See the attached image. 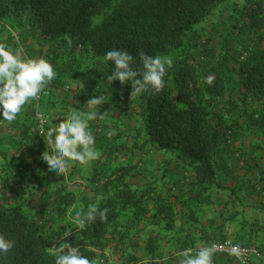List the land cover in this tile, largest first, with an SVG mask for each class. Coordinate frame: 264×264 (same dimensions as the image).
I'll use <instances>...</instances> for the list:
<instances>
[{
  "label": "trees",
  "instance_id": "1",
  "mask_svg": "<svg viewBox=\"0 0 264 264\" xmlns=\"http://www.w3.org/2000/svg\"><path fill=\"white\" fill-rule=\"evenodd\" d=\"M227 1L0 0V21L13 16L33 21L42 39L38 56L57 73L50 87H73L83 95L87 81L96 79L102 93L128 117L125 129H119L113 118L88 122L96 149L103 151L86 165L83 183L77 178L82 165L73 163L61 176L50 172L41 159L45 150L51 151L44 136L34 130L35 122L21 126L18 149L23 150L24 163L13 167L11 160H5L0 167V233L15 241L8 253H0V264H55L53 252L65 229L72 230L68 241L92 261L103 257L109 264L110 251L117 256L115 264H166L157 257L161 240L183 231L193 218L205 229L195 217L197 206L183 202L178 210L175 203L157 195L156 181L128 182V176L139 173V164L119 157L151 151L161 154L165 165L181 164V179L191 177L183 185L201 199L219 188L215 158L220 143L229 144L237 133L264 134V0H243L233 6L228 25L218 28L222 35L218 52L206 32H197ZM1 32L2 26L0 42ZM111 49L128 51L134 68L140 64L141 49L148 55L171 57L163 90L130 97V83L116 80L110 85L105 76L114 65L104 60V54ZM209 76L211 85L204 82ZM131 98L134 104L128 103ZM122 103L128 104L121 107ZM60 119H52L49 126ZM18 123L17 117L10 125ZM109 130L116 133L111 138ZM110 162L115 165L106 169ZM98 189L104 191L98 194ZM93 203L109 209L107 219L97 218L78 229L69 213L86 211ZM146 222L156 229L147 231ZM232 241L245 245L241 239ZM141 243L147 259L139 254ZM188 243L194 246V241Z\"/></svg>",
  "mask_w": 264,
  "mask_h": 264
},
{
  "label": "crops",
  "instance_id": "2",
  "mask_svg": "<svg viewBox=\"0 0 264 264\" xmlns=\"http://www.w3.org/2000/svg\"><path fill=\"white\" fill-rule=\"evenodd\" d=\"M32 23L33 21L27 16H13L0 21L1 42L7 43L13 49L23 46L27 58L39 57L38 48L42 39ZM67 87L57 88L48 85L45 89L48 95L39 101L33 100L25 105L19 114L20 117L18 115L20 123L16 126H11L0 116V167L5 160H11L13 167L24 163V158L21 157L23 150L18 149V140L22 133L21 126L34 123L35 114L38 111L50 113L53 119L60 116L66 119L73 111H87L84 103L88 98L102 95L107 98L99 109L101 113H104L103 119L113 118L114 120L115 115L120 116V106L114 102L115 100L108 98L105 92L102 93V86L98 80H88L87 87L83 89V95H80V92L73 87H68L69 89ZM132 101L131 98L128 103L134 104L135 100ZM128 103H122L121 107H126ZM97 150L103 151V149ZM119 159L139 164V173L128 176V182L142 185L156 181L157 195L168 198L175 203L178 210L181 209L183 202L186 203L185 206L199 208L196 210L195 217L200 219L205 229L198 227L193 218L194 222L187 223L183 231L176 235L170 233L160 241L157 257L166 264H178V253L183 249L200 247L210 240L220 238L241 239L243 244L258 248L260 257L253 258V264H264V134L257 130L245 136L237 133L229 144L220 143L215 158L219 188L201 199L195 198L194 193L189 189L186 190V186L183 185L185 182L188 183L191 177L185 178L184 181L181 179L183 171L181 164L170 161L165 165L161 154L151 151L143 153L133 151ZM114 165V162H110L106 169ZM86 167L82 166L77 175L78 181L82 183L85 182L87 175ZM106 169L104 168L108 172ZM81 188V191L85 193L86 188ZM103 191L98 189L97 193L100 194ZM180 216L178 215V219ZM211 221L212 223L209 224ZM149 224L150 222L145 223L147 231L156 229ZM204 231L206 234H203ZM189 239L194 241V246L188 245ZM182 245L187 247L181 248ZM140 249L139 254L147 259L142 243ZM214 264L238 263L227 256L215 255Z\"/></svg>",
  "mask_w": 264,
  "mask_h": 264
},
{
  "label": "clouds",
  "instance_id": "3",
  "mask_svg": "<svg viewBox=\"0 0 264 264\" xmlns=\"http://www.w3.org/2000/svg\"><path fill=\"white\" fill-rule=\"evenodd\" d=\"M70 44L71 39L65 37ZM105 61H111L114 70L106 74L105 78L111 85L118 80L121 85L130 83V97L151 91L155 95L165 86L164 77L167 69L173 65L171 57L152 56L139 51L140 64L133 67L134 57L126 50L111 49L104 54ZM57 73L54 66L45 58H27L23 46L15 49L7 43L0 42V116L9 123L14 122L25 105L38 99L39 94L51 84ZM204 82L213 83L211 76ZM81 87H83L81 83ZM105 102L103 96H93L85 101L87 111H73L66 119L51 124L45 132L44 143L51 151L45 150L41 159L46 162L48 170L57 176L68 173L73 163L86 166L101 157L96 149L95 137L89 130V121L103 119L104 113L100 107ZM115 130H109L107 136H114ZM109 209L99 208L98 204H90L86 211H77L70 217L71 223L78 229H85L86 224L94 223L97 218L107 219ZM71 229H65L62 242L54 249L55 264H95L83 255L78 247H74L68 237ZM15 245V241L0 233V253H8ZM217 244L200 246L195 252L186 248L178 253V264H214V257L222 251ZM228 255L235 257L240 264H246L245 252L239 244L228 242Z\"/></svg>",
  "mask_w": 264,
  "mask_h": 264
},
{
  "label": "rangeland",
  "instance_id": "4",
  "mask_svg": "<svg viewBox=\"0 0 264 264\" xmlns=\"http://www.w3.org/2000/svg\"><path fill=\"white\" fill-rule=\"evenodd\" d=\"M240 3V5L243 3V0H228L225 5H220L214 15L210 16L207 20H205L200 27L197 29V32L201 35L209 36L210 40L209 43L211 44L212 48L218 52L222 47V35L219 33L220 27H226L231 19L232 14V8L235 4ZM206 32V33H205ZM237 34V33H236ZM230 44L234 43V40L231 38L227 39ZM115 120L120 126L119 129L124 128L122 125L125 124V121H127L128 117L124 115V113H120V116L115 115ZM74 213L73 210L69 213V218L73 217ZM107 254V262L109 264H115L116 261V254L111 253L110 251L106 252ZM105 259L103 257H99L98 259L94 260L95 264H106Z\"/></svg>",
  "mask_w": 264,
  "mask_h": 264
},
{
  "label": "built area",
  "instance_id": "5",
  "mask_svg": "<svg viewBox=\"0 0 264 264\" xmlns=\"http://www.w3.org/2000/svg\"><path fill=\"white\" fill-rule=\"evenodd\" d=\"M47 95H48V91L44 90L39 94V98L35 99V100L39 101ZM52 119H53V116L50 113H44V112H39V111L36 112L34 130L37 132L38 135L43 136L42 133L47 130ZM228 242H231V244H236L230 238H220V239L210 240L205 245H211L214 243L217 244L218 246H220L224 250L218 251L216 253V255L227 256V257L231 258L232 260H234L235 262H237L238 264H240L239 260H237L233 256L228 255V252H227ZM240 246L245 252L244 259L246 261V264H253V258L260 257V252H259L258 248L254 247V246H250V245H240ZM191 248L195 252V250H197L199 247H196V248L191 247Z\"/></svg>",
  "mask_w": 264,
  "mask_h": 264
}]
</instances>
